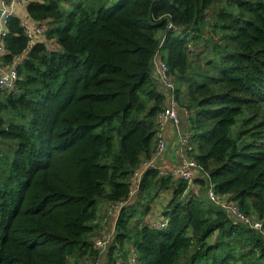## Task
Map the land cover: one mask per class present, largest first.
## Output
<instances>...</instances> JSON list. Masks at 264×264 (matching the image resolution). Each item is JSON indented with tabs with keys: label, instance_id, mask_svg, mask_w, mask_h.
<instances>
[{
	"label": "trees",
	"instance_id": "16d2710c",
	"mask_svg": "<svg viewBox=\"0 0 264 264\" xmlns=\"http://www.w3.org/2000/svg\"><path fill=\"white\" fill-rule=\"evenodd\" d=\"M28 11L58 48L30 41L11 16L0 63L22 62L0 91V264L99 257L89 237L102 203L129 199L131 175L156 147L159 49L208 179L190 188L147 170L106 264L131 249L139 264H264V234L206 196L211 182L264 222V0H43ZM168 188V224L157 229L144 219Z\"/></svg>",
	"mask_w": 264,
	"mask_h": 264
},
{
	"label": "built area",
	"instance_id": "2783aa9c",
	"mask_svg": "<svg viewBox=\"0 0 264 264\" xmlns=\"http://www.w3.org/2000/svg\"><path fill=\"white\" fill-rule=\"evenodd\" d=\"M21 0H2L1 16H0V56L4 53L3 38L8 34V24L11 16L14 15L16 6ZM24 31L30 41L34 40L36 34H43L46 30V25L43 22L31 21L24 22ZM172 24H168V28H172ZM164 42V37L160 41V46ZM191 50L194 51L193 48ZM22 62V56L17 57L13 63L6 69H2L0 63V91L12 89L18 78V66ZM152 77L157 84L160 92L163 93L165 102L167 103L162 110H160L156 116V122L159 127H163L167 124L178 126L179 124V102L176 94V84L173 76L170 72L168 62L163 58L160 49L157 51L152 61ZM188 111V110H187ZM193 132L189 129L186 132L179 131L177 129L176 136L180 149H182V161L179 165L175 166L169 173H165L158 168V160L164 157L168 151L169 146L167 140L162 136L157 138L155 150L150 158H146L138 168H136L130 177L131 190L129 199L136 195L140 189L144 174L149 169H158L160 175L173 176L176 179H182L188 181L190 187L198 179H208V173L204 166L193 155L192 145ZM206 190L207 198L213 203L223 208L234 224L245 225L253 230L264 234V222L257 215L245 213L239 206V204L233 199L226 197L227 194H220L213 183L209 182ZM110 202L109 207L111 210L116 211V222L120 210L126 206L129 201ZM116 222L115 227L111 231H100L98 236L93 239L94 247L102 252L109 251V248L114 241L116 235ZM168 220L165 218L160 219L153 223V226L157 229H164L167 227ZM130 261H125L120 258L123 264H138L137 255L135 252H131L129 255Z\"/></svg>",
	"mask_w": 264,
	"mask_h": 264
},
{
	"label": "crops",
	"instance_id": "0c3cea01",
	"mask_svg": "<svg viewBox=\"0 0 264 264\" xmlns=\"http://www.w3.org/2000/svg\"><path fill=\"white\" fill-rule=\"evenodd\" d=\"M31 1L43 2V0H21V2L15 8L14 16L18 17L22 21V24L24 22H28V21L29 22L35 21V19H33L31 17V15L28 11V4ZM72 1L73 0H62V5L64 7H69L70 2H72ZM1 7H2V0H0V10H1ZM43 23L45 25L47 24L49 26L48 23H46V22H43ZM47 25H46V27H47ZM38 39L39 40L42 39L43 41L48 42V44H52L58 48V46L54 40H48L46 38L45 32L41 35L36 34L33 42H37ZM6 68H8L7 65L2 64V69H6ZM166 104L167 103L164 101V106ZM189 118H190L189 111H187L186 109H183V107H181L179 105V124H178V126H174L172 124H167L163 127L158 126L157 134H156L157 138L162 136L164 139L167 140V143L169 146L168 153L164 157H162L158 160V168L163 170L165 173H169L175 166L179 165L182 161V153H181L182 149H180V145L178 143V138L176 136V132H177V129L179 131H182V132H186L189 129H191V124H190ZM145 159H146V157L142 159V162ZM165 176H168V174ZM193 187L197 188L198 185L192 184L190 188H193ZM136 195H134L132 198H130L126 205H131V204L135 203L136 198H137ZM172 197H173V188L163 189L162 191H160L159 194L157 195V197L154 199L152 205H151V211L147 214V216L144 219L145 222L147 224H153L154 222H157L160 219L164 218V215H163L164 211L166 210V208H167L170 200L172 199ZM226 197L233 199L231 194H227ZM109 205H110V202H108V201H104L101 205V211H100L99 217L94 223L95 224L94 232L89 237V239L92 242L94 239L93 235H95L97 228L99 231H103V232L107 231L108 232V231H111L113 229V227H115V222H116V218H117L116 211L115 210H108ZM133 250L134 249H131V251L129 253L134 252ZM99 258L100 257L95 259V258L87 256V257H85V259H81L80 261L72 259L73 260L72 263L75 264V262H77V264H83V263L86 264L89 261L95 263L98 261Z\"/></svg>",
	"mask_w": 264,
	"mask_h": 264
},
{
	"label": "rangeland",
	"instance_id": "374dc122",
	"mask_svg": "<svg viewBox=\"0 0 264 264\" xmlns=\"http://www.w3.org/2000/svg\"><path fill=\"white\" fill-rule=\"evenodd\" d=\"M207 38H209V35L207 34ZM206 39V38H205ZM207 45V43H206V41H204V40H201V42L198 44V46H195V47H197V48H199L200 50H202L203 48L205 49V46ZM194 46H193V48H194V51H192V52H194V53H192L193 55H196V53L198 52L197 50H196V48H195ZM238 125H240L239 123L237 124V126H233V131L231 132V135L233 136V137H235V132L237 131L236 129L238 128ZM108 210H111V207H108ZM147 216V215H146ZM99 230H98V228H97V230H96V232H95V235H93L94 236V238L96 237V236H98V234H99ZM103 254H100L99 255V259H98V261L97 262H95V263H93V262H91V261H89V262H87L86 264H106L107 262H108V251L107 252H102ZM130 254V253H129ZM128 254V255H129ZM125 261H130V258H129V256L128 257H125ZM73 262V260L71 259V261H70V264H73L72 263ZM84 264V263H83ZM117 264H123L122 262H121V260H119L118 259V261H117Z\"/></svg>",
	"mask_w": 264,
	"mask_h": 264
},
{
	"label": "water",
	"instance_id": "95a60500",
	"mask_svg": "<svg viewBox=\"0 0 264 264\" xmlns=\"http://www.w3.org/2000/svg\"><path fill=\"white\" fill-rule=\"evenodd\" d=\"M0 16H1V10H0ZM0 28H1V25H0Z\"/></svg>",
	"mask_w": 264,
	"mask_h": 264
}]
</instances>
